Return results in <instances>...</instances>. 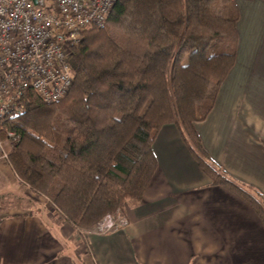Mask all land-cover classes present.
<instances>
[{
  "label": "trees",
  "instance_id": "obj_1",
  "mask_svg": "<svg viewBox=\"0 0 264 264\" xmlns=\"http://www.w3.org/2000/svg\"><path fill=\"white\" fill-rule=\"evenodd\" d=\"M238 20L234 0H118L71 45L69 93L46 103L28 89L5 116L0 138L19 178L78 230L96 231L141 201L158 166L154 142L172 124L212 184L264 223V196L221 170L195 127L235 63ZM8 130L20 135L15 145Z\"/></svg>",
  "mask_w": 264,
  "mask_h": 264
},
{
  "label": "crops",
  "instance_id": "obj_2",
  "mask_svg": "<svg viewBox=\"0 0 264 264\" xmlns=\"http://www.w3.org/2000/svg\"><path fill=\"white\" fill-rule=\"evenodd\" d=\"M234 1L235 63L195 127L213 162L264 196V0ZM153 148L158 166L143 198L128 200V223L106 233L50 213L49 199L0 160V264H264L260 215L212 184L177 127L164 126Z\"/></svg>",
  "mask_w": 264,
  "mask_h": 264
},
{
  "label": "built area",
  "instance_id": "obj_3",
  "mask_svg": "<svg viewBox=\"0 0 264 264\" xmlns=\"http://www.w3.org/2000/svg\"><path fill=\"white\" fill-rule=\"evenodd\" d=\"M118 0H0V128L28 89L46 103L64 98L74 81L70 47L92 25L102 26ZM12 145L20 135L8 130ZM0 160L9 152L0 138ZM121 221L107 215L97 232Z\"/></svg>",
  "mask_w": 264,
  "mask_h": 264
},
{
  "label": "rangeland",
  "instance_id": "obj_4",
  "mask_svg": "<svg viewBox=\"0 0 264 264\" xmlns=\"http://www.w3.org/2000/svg\"><path fill=\"white\" fill-rule=\"evenodd\" d=\"M53 207H54V205H52L51 208H53ZM51 208H50V213H52V214L59 213V214H60L59 210H58L56 207H55L56 209L54 208L55 210H52ZM117 221H121V222H122L120 225H118V227H119V226L126 225V224L128 223V220H127V218H126L125 216H124L123 218L117 220ZM118 227H117V228H118ZM117 228H116V229H117ZM111 231H112V230H111ZM83 232H85V231H83ZM96 232H97V231H96ZM108 232H109V231H108ZM100 233H106V232H100Z\"/></svg>",
  "mask_w": 264,
  "mask_h": 264
}]
</instances>
